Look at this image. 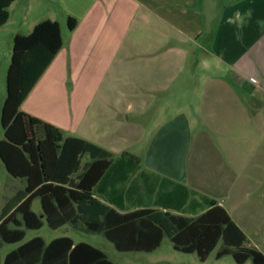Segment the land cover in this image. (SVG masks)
Listing matches in <instances>:
<instances>
[{"label": "crops", "instance_id": "crops-1", "mask_svg": "<svg viewBox=\"0 0 264 264\" xmlns=\"http://www.w3.org/2000/svg\"><path fill=\"white\" fill-rule=\"evenodd\" d=\"M9 14L0 29L15 15L25 30L13 31V44L44 20L59 22L63 47L21 108L65 137L115 157L137 155L139 169L126 183L128 211L180 205L185 186L216 200L247 245L264 254V89L252 81H264V0H14ZM88 80L118 87L113 97L126 102L131 120L127 141L142 151L117 147L112 129H102L104 113L92 119L81 88ZM6 97L7 86L1 112ZM99 97L107 103L110 96L103 88ZM0 164L7 173L1 215L14 210L27 182ZM62 236L40 237L49 243Z\"/></svg>", "mask_w": 264, "mask_h": 264}, {"label": "trees", "instance_id": "trees-1", "mask_svg": "<svg viewBox=\"0 0 264 264\" xmlns=\"http://www.w3.org/2000/svg\"><path fill=\"white\" fill-rule=\"evenodd\" d=\"M13 2L0 0V27L9 20ZM75 25V20L69 18V29ZM62 47L58 21L44 20L30 34L14 37L1 116L5 137L0 141V158L8 172L25 179L27 185L19 192L14 210H4L0 215L2 241H22L25 229L43 227L41 216L32 210L33 200L39 197L49 227L83 223L88 231L103 233L121 252H152L167 235L174 249L196 252L202 261L222 240L224 247L218 251V258L232 254L239 264L249 259L254 264H264V254L247 245L246 234L225 208L185 186L180 205L156 204L165 210L144 207L128 211L126 183L139 169L137 155L126 151L115 157L94 143L65 137L56 125L22 110L23 102ZM87 154L91 159L83 164ZM2 264L116 263L88 242L75 243L62 236L47 243L39 236L9 252Z\"/></svg>", "mask_w": 264, "mask_h": 264}, {"label": "rangeland", "instance_id": "rangeland-1", "mask_svg": "<svg viewBox=\"0 0 264 264\" xmlns=\"http://www.w3.org/2000/svg\"><path fill=\"white\" fill-rule=\"evenodd\" d=\"M15 30H24L23 25L20 23L18 16H13L11 21L0 29V94L1 97L6 95V76L8 67L11 60V55L13 52V40L12 33ZM99 87V90L98 88ZM82 91L87 95V101L91 110H93L94 120H99L94 113L96 111L104 113L106 116L101 117L100 121L103 124V131L108 127L112 129L113 133H109L110 138H114L117 143V147H124V149H130L132 151H138L140 148L142 151V144L136 143L132 146L133 142L127 141L129 139L128 123L131 120L126 118L127 112L126 102L123 100H116L119 97L117 93L113 92V88L117 90L118 87L112 84H107L106 80L103 83L96 84L93 80H88L86 83L81 85ZM110 97H108L107 103H104L103 97H99L102 90ZM92 114V113H91ZM1 106H0V137L4 136V129L1 122ZM95 117V118H94ZM118 121V122H116ZM111 126V127H110ZM90 159L89 155L83 158V163ZM5 174L2 165L0 164V185L5 183ZM5 191L0 189V213H1V203ZM33 209L41 216L42 206L40 198L34 201ZM66 235L72 237L75 241H84L95 245L96 247L104 250L117 264H239L235 261L232 254L224 255L220 258L217 257V253L220 249L224 247L222 240L219 241L216 248L211 252L205 261H202L196 252L185 253L174 249L173 242L168 236H165L161 246L153 252H120L116 249L115 245L109 241L103 233L88 231L84 228V225H79L78 229L72 227H62L59 229H52L49 227L48 222L44 219V225L42 228L37 230L27 229V235L24 242L29 240L34 236H42L46 240H50L54 237ZM0 242L3 244L0 249V258L4 259L6 254L15 249L20 243L10 244L2 241L0 236ZM244 264H254L251 259H249Z\"/></svg>", "mask_w": 264, "mask_h": 264}, {"label": "built area", "instance_id": "built-area-1", "mask_svg": "<svg viewBox=\"0 0 264 264\" xmlns=\"http://www.w3.org/2000/svg\"><path fill=\"white\" fill-rule=\"evenodd\" d=\"M253 83L260 85L264 89V81L258 82L256 79H252Z\"/></svg>", "mask_w": 264, "mask_h": 264}]
</instances>
